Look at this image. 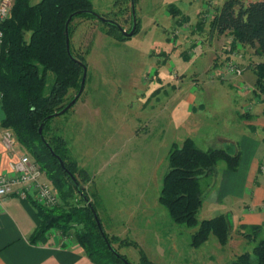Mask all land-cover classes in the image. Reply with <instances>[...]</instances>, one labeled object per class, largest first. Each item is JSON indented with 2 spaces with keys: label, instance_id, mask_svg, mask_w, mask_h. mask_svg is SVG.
<instances>
[{
  "label": "rangeland",
  "instance_id": "rangeland-1",
  "mask_svg": "<svg viewBox=\"0 0 264 264\" xmlns=\"http://www.w3.org/2000/svg\"><path fill=\"white\" fill-rule=\"evenodd\" d=\"M224 1L135 0L139 29L125 41L107 35V28L97 19L78 17L72 23L73 51L85 56L87 64L84 89L77 102L85 100L88 107L80 119L82 126H76L78 118L71 120L70 108L51 120L50 129L66 140L69 160L75 162L77 169L85 170V176L77 172L75 177L84 187L89 202L96 204L103 230L109 237L115 236L112 245L131 263L139 261L142 250L156 264H229L239 254L251 252L256 244L240 233V230L249 233L250 229L241 228L243 224L235 228L230 220L226 245H219L211 235L202 246L191 247V235L197 227L174 223L158 202L162 178L168 170V153L173 143L180 144L189 134L188 127L193 121L189 106L198 88L206 83H223L229 87L228 93L240 101L252 103L258 100L256 96L264 101V93L254 85L252 74L260 59L249 48L237 49L243 56L242 77L227 81L209 78L222 66L231 49L229 35L212 32L209 26ZM91 2L94 13L129 30L131 0ZM169 5L178 10V15L170 12ZM159 73L164 79L148 100L144 94L149 83H158ZM241 82L251 86L247 97V92L239 89ZM73 94L70 91L68 96ZM202 117H197L200 123ZM212 140L205 142L202 138L196 144L207 150L215 146ZM17 149L19 154H28L19 145ZM225 169L228 171L219 162L215 173L217 184L210 190L206 182L213 178H202L203 203L196 214L198 221L220 214L227 204L229 199L223 197L222 184ZM211 195L222 197L224 203L207 208ZM75 198L79 199L78 194ZM58 200L49 209L61 206L60 196ZM78 205L85 206V202L78 201ZM149 213L154 215L150 221ZM53 230L56 229L47 233ZM68 237L75 241L73 236ZM259 238H264V227Z\"/></svg>",
  "mask_w": 264,
  "mask_h": 264
},
{
  "label": "trees",
  "instance_id": "trees-1",
  "mask_svg": "<svg viewBox=\"0 0 264 264\" xmlns=\"http://www.w3.org/2000/svg\"><path fill=\"white\" fill-rule=\"evenodd\" d=\"M169 9L174 16L178 15L173 5H169ZM97 15L91 0L13 1L10 17L2 25L0 106L3 118L0 127L10 129L17 145L38 162L62 202L61 206L53 209L32 202L40 219L31 236L32 242L39 241L49 230L56 229L65 236H73L93 264H156L142 250L139 261L131 263L114 248L115 236L109 237L103 230L96 204L89 202L84 187L75 177L77 172L85 176V170L77 169L75 162L69 160L66 140L50 129L54 114L77 94L84 71L82 65H87L85 56L75 54L70 42L75 18L99 20L107 28L106 34L118 41L131 37L115 21L100 15L106 19L102 20ZM70 17L69 54L65 27ZM209 26L212 32L231 36L232 50L249 48L260 59L253 66L254 85L264 93V0L248 3L226 0L214 13ZM138 29L136 18L134 34ZM70 91L74 94L68 96ZM41 124L43 128L39 133ZM167 160L168 170L162 178L159 204L174 223L197 227L191 235V247L202 246L211 235L219 245H226L231 228L226 215L218 214L201 221L196 218L203 203L201 180L214 176L219 162H223L229 171H236L240 153L231 154L221 148L203 150L192 138L186 137L180 144H172ZM77 194L79 199L76 200ZM78 201L85 202V206H79ZM95 215L102 232L96 224ZM76 225L82 227L77 228ZM241 228L251 230L249 233L240 230V233L256 241V244L251 252L239 254L229 264H264V238L258 239L263 227L243 224Z\"/></svg>",
  "mask_w": 264,
  "mask_h": 264
},
{
  "label": "crops",
  "instance_id": "crops-1",
  "mask_svg": "<svg viewBox=\"0 0 264 264\" xmlns=\"http://www.w3.org/2000/svg\"><path fill=\"white\" fill-rule=\"evenodd\" d=\"M157 76L158 83H149L144 94L148 100L154 89L161 86L160 80L164 79V75L160 73ZM226 86L223 83H206L195 93L193 91L189 106L193 112L190 119L193 118V121L188 127L187 137L195 142L202 138L205 142L213 139L215 146L211 148H221L228 152L232 149L233 152L229 153H240L238 169L224 171L223 197L229 200L220 214L228 216L235 228L242 224L264 227V101L258 96V100L252 103L240 101L228 93L230 89ZM249 93L245 94L246 97ZM87 107L88 102L85 100L71 107V120L73 117L79 120L78 124L75 123L76 126H82L80 119L86 115ZM198 116H205L202 117V123L197 120ZM2 118L0 106V121ZM2 129L0 127V174L9 175L8 163L12 157L1 142ZM16 151L18 155L17 145ZM44 177L43 180L46 178ZM211 178L213 179L207 182L208 190L217 184L218 176L215 174ZM218 203H224L222 197L211 195L207 208ZM153 217L149 213V221ZM39 223L40 219L31 199H20L15 195L4 199L0 214V264H93L82 247L68 236L56 232L57 230L46 233L37 242H32L31 236Z\"/></svg>",
  "mask_w": 264,
  "mask_h": 264
},
{
  "label": "built area",
  "instance_id": "built-area-1",
  "mask_svg": "<svg viewBox=\"0 0 264 264\" xmlns=\"http://www.w3.org/2000/svg\"><path fill=\"white\" fill-rule=\"evenodd\" d=\"M12 5L13 0H0V54L3 48L2 25L10 17ZM237 49H228V58L224 60L221 67L212 72L210 76L208 75L209 78L227 81L243 76L245 68L240 64L243 56ZM239 85V89L244 93L250 92L251 86L243 82ZM1 142L12 159L8 163L10 174H0V214L4 199L10 195H15L20 199H31L32 202L46 208L58 204L59 195L49 180H43L44 173L38 162L28 154L17 155L16 138L10 129H2Z\"/></svg>",
  "mask_w": 264,
  "mask_h": 264
},
{
  "label": "water",
  "instance_id": "water-1",
  "mask_svg": "<svg viewBox=\"0 0 264 264\" xmlns=\"http://www.w3.org/2000/svg\"><path fill=\"white\" fill-rule=\"evenodd\" d=\"M134 1L135 0H131V8H132V27H131V30L129 32H126L124 29L121 28V26L117 25L128 36H132L134 34L135 28H136V17H135V13H134ZM97 16L100 19H102V20H106V19H104L100 15H97ZM70 19H71V17L68 19V21L66 23V27H65L66 46H67V51H68L69 54H70V51H69L68 24L70 22ZM77 62L82 65V63L80 61L77 60ZM82 66H83L84 71H83V75H82V79H81V84H80V87H79V90H78L77 94L73 97V99L63 109H61L59 112H56L54 114V116L61 115V114L65 113L67 110H69L74 105V103L78 100V98L80 97V95L82 94L83 89H84V85H85V78H86V67L84 65H82ZM49 118L50 117H48L46 119H49ZM42 128H43V124H41L40 127H39V133L42 132ZM59 161H60V164H62V161L60 159H59ZM69 175L72 177V175L70 173H69ZM72 179L75 181V179L73 177H72ZM93 212H94V210H93ZM95 221H96V224H97L99 230L102 232L103 230L101 228L100 221L98 220V217L96 215H95Z\"/></svg>",
  "mask_w": 264,
  "mask_h": 264
}]
</instances>
